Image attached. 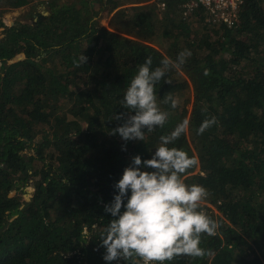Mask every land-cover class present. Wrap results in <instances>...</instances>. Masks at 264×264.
<instances>
[{"label": "trees", "instance_id": "16d2710c", "mask_svg": "<svg viewBox=\"0 0 264 264\" xmlns=\"http://www.w3.org/2000/svg\"><path fill=\"white\" fill-rule=\"evenodd\" d=\"M35 1L0 0V26L9 9ZM40 1L48 14L0 30V264H108L99 238L113 219L104 205L114 184L132 157L151 159L160 137L185 119L187 132L169 147L200 165L182 179L207 190L198 210L218 228L201 238L205 256L165 264H264V0H245L233 26L207 20L204 11L186 16L176 0L164 9ZM159 35L160 47L153 43ZM185 49L191 56L168 72L171 83L155 85L165 125L144 141L112 135L124 123L116 116L127 113L121 101L138 67L147 57L160 67ZM167 94L176 108L163 102Z\"/></svg>", "mask_w": 264, "mask_h": 264}, {"label": "clouds", "instance_id": "9594fccd", "mask_svg": "<svg viewBox=\"0 0 264 264\" xmlns=\"http://www.w3.org/2000/svg\"><path fill=\"white\" fill-rule=\"evenodd\" d=\"M190 56V50L185 49L175 61L162 59L161 66L154 69L152 58L147 57L121 101L127 113L117 115L116 120H124V123L111 134L119 135L125 142L144 141L146 132L163 127L168 114L158 107L155 85L161 80L171 83L165 79L168 72L180 68ZM84 59L86 62L87 58ZM163 102L177 107L171 94H167ZM215 122L214 117L204 120L198 134H203ZM188 127L189 121L185 119L169 135L161 136L160 146L151 159L144 160L140 155L132 157L131 164L114 184L116 193L112 201L104 205L105 213L113 219L99 238V246L106 249L103 259L108 264L121 260H131L132 264H165L179 255H206L205 249L200 247L201 238L215 236L218 228L216 221L198 210L208 195L207 190L184 183L182 174L195 165V160L183 150L169 147ZM123 150L126 151V147Z\"/></svg>", "mask_w": 264, "mask_h": 264}, {"label": "built area", "instance_id": "2783aa9c", "mask_svg": "<svg viewBox=\"0 0 264 264\" xmlns=\"http://www.w3.org/2000/svg\"><path fill=\"white\" fill-rule=\"evenodd\" d=\"M40 1V0H37ZM48 1V0H42ZM178 6L187 16L193 11H204L206 19L214 23H224L233 26L239 17V10L245 0H176ZM156 2L160 9L167 6L166 0H147L140 3Z\"/></svg>", "mask_w": 264, "mask_h": 264}, {"label": "rangeland", "instance_id": "374dc122", "mask_svg": "<svg viewBox=\"0 0 264 264\" xmlns=\"http://www.w3.org/2000/svg\"><path fill=\"white\" fill-rule=\"evenodd\" d=\"M123 2H125L126 4H130V5H140L143 4L145 6H147L148 3H139L136 0H122ZM136 1V2H135ZM44 11H49L48 10V5H44L41 1H35V2H31L29 4H25L19 7H15V8H11L9 9L7 12H5L2 15V22L4 24H1L0 26V30H4L6 25H10L18 20H21L23 22H31L34 21V18L37 17L40 13L44 12ZM158 13H160V16L162 15L161 11L162 10H156ZM110 14L107 16H103L101 18V21L103 24H109V19H110ZM4 33V32H3ZM154 44H156L157 46H162L161 44V35H159V37H157L156 39H154L153 41ZM21 54L24 55V52H20ZM18 53V54H20ZM188 93L190 94V96L193 98L194 97V92H193V86H192V81H190V86H189V90ZM188 107H191V102L188 104ZM188 117V116H187ZM26 150L34 152V149L31 147H27ZM200 168V165L197 163L195 165V170L193 171L194 173L196 171H198ZM29 189V193L25 194L27 199H30L31 197V193L33 191V185L28 186ZM207 200V199H206ZM205 199L202 201V203H205L204 201H206ZM209 204V203H208ZM213 208V211L216 213V215H221L220 211L218 210V208L214 205H211Z\"/></svg>", "mask_w": 264, "mask_h": 264}, {"label": "water", "instance_id": "95a60500", "mask_svg": "<svg viewBox=\"0 0 264 264\" xmlns=\"http://www.w3.org/2000/svg\"><path fill=\"white\" fill-rule=\"evenodd\" d=\"M43 13H44V14H48L49 11H44ZM36 19H37V17L34 18V20H36ZM15 57H16L17 59H22V58L24 57V55L20 53V54H17Z\"/></svg>", "mask_w": 264, "mask_h": 264}]
</instances>
